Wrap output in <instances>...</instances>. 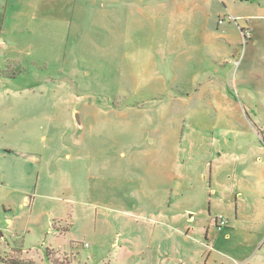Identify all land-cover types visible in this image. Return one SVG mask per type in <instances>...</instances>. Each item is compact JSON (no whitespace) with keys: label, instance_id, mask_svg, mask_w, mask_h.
<instances>
[{"label":"rangeland","instance_id":"1","mask_svg":"<svg viewBox=\"0 0 264 264\" xmlns=\"http://www.w3.org/2000/svg\"><path fill=\"white\" fill-rule=\"evenodd\" d=\"M161 1L0 0L1 258L264 264V0H216L218 72Z\"/></svg>","mask_w":264,"mask_h":264},{"label":"crops","instance_id":"2","mask_svg":"<svg viewBox=\"0 0 264 264\" xmlns=\"http://www.w3.org/2000/svg\"><path fill=\"white\" fill-rule=\"evenodd\" d=\"M168 1L173 2L171 8H168V3L165 0L151 7L154 9L151 27L158 32V23L167 17L170 18L171 31L174 33V36L168 39H172V44L177 47L178 56L182 55L183 60L191 63L196 58L198 50L205 47L206 54L210 57L209 59H211L216 72L221 69L222 65L234 59L235 54L238 52V47L242 42L241 39L235 34L229 33L230 30H227L228 33L226 34L224 29L221 32L218 26H216V31H214L210 26V18L214 8H216V0ZM141 2V9H143L145 8L143 4L145 0H141ZM182 61L181 64L186 67L188 63L185 64ZM226 218L228 219L226 227L231 226L229 218ZM239 222L240 220H237L236 225ZM236 225L234 224L232 227L236 228ZM256 232L262 234L258 230ZM227 234L229 235L230 233L227 232ZM259 236L261 237V235ZM255 237H258V235ZM224 255L226 258L232 259L234 264H239L237 261L240 259L243 260V264H248L249 262L247 255L235 256V254L230 253Z\"/></svg>","mask_w":264,"mask_h":264},{"label":"trees","instance_id":"3","mask_svg":"<svg viewBox=\"0 0 264 264\" xmlns=\"http://www.w3.org/2000/svg\"><path fill=\"white\" fill-rule=\"evenodd\" d=\"M51 252L49 250V248L47 249V256L51 262V264H68V263H58L57 260H54V259H51ZM0 263H3V264H36L34 261H32V259H18V260H8V259H3L0 257Z\"/></svg>","mask_w":264,"mask_h":264},{"label":"built area","instance_id":"4","mask_svg":"<svg viewBox=\"0 0 264 264\" xmlns=\"http://www.w3.org/2000/svg\"><path fill=\"white\" fill-rule=\"evenodd\" d=\"M230 20H233L234 17L229 15L228 17ZM223 21V19H221V22ZM215 224L218 226V229H222V227H225L227 226L228 224V219L226 217H223V216H217L216 219H215Z\"/></svg>","mask_w":264,"mask_h":264},{"label":"water","instance_id":"5","mask_svg":"<svg viewBox=\"0 0 264 264\" xmlns=\"http://www.w3.org/2000/svg\"><path fill=\"white\" fill-rule=\"evenodd\" d=\"M76 116H77V119H78V122H79L78 124L82 123V122H81V119H80V116H79V114H78V113H77V115H76Z\"/></svg>","mask_w":264,"mask_h":264}]
</instances>
